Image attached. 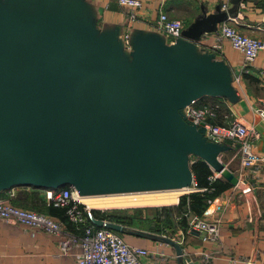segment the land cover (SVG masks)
Here are the masks:
<instances>
[{
	"label": "water",
	"instance_id": "95a60500",
	"mask_svg": "<svg viewBox=\"0 0 264 264\" xmlns=\"http://www.w3.org/2000/svg\"><path fill=\"white\" fill-rule=\"evenodd\" d=\"M226 20L204 14L172 44L137 33L127 51L118 31L99 32L83 15L82 0H0V192L190 186V154L235 186L219 160L228 145L182 114L204 96L236 97L226 64L195 44Z\"/></svg>",
	"mask_w": 264,
	"mask_h": 264
},
{
	"label": "crops",
	"instance_id": "0c3cea01",
	"mask_svg": "<svg viewBox=\"0 0 264 264\" xmlns=\"http://www.w3.org/2000/svg\"><path fill=\"white\" fill-rule=\"evenodd\" d=\"M139 1L141 7L135 12V20L128 16L130 7L121 5L118 0H82L83 15L92 19L99 32L118 31L119 39L125 34L129 39L134 38L139 33L144 36L156 35L166 44H172L173 40L155 27L161 12L180 20L185 29L204 14L207 16L221 10L228 13V18L235 19L232 23L239 31L264 39V0ZM213 43V30L205 32L195 41L198 51L214 52L216 59L223 61L229 69L236 97L233 101L225 97L221 99L228 107L229 116L239 119L254 131L251 150L259 158L257 164L260 166L259 176L249 178L254 187L251 192L242 194L241 185L234 189L230 184L229 189L208 204L202 216L220 220V238L217 243L203 242L195 230L182 229L177 218L175 223L171 221L170 226L161 218L157 229L123 225L121 232H126L122 237L128 244L146 248L155 255L163 253L169 264H200L202 252L210 256L209 262L202 264H253L254 261L264 264V121L257 113V109L264 104V52L259 53L248 72H245L241 52L233 49L227 40L222 41L221 50L214 51L211 48ZM236 77L239 78L238 82L235 81ZM224 143L229 148L219 155L220 161L226 163V168L235 176L241 172L248 174L249 168H240V156L236 153L238 145L230 141ZM20 189L35 191L29 202L43 210L38 212L46 213L45 208L50 203L47 189L29 186ZM15 190L7 191V195L0 197L10 200ZM50 216L62 223L65 233L80 235V225L75 224L73 228L67 221ZM165 238L176 242L181 254ZM61 239V235L32 232L21 224L0 219V264H76L74 255L80 249L72 246L68 253H61ZM158 261L156 256L145 259L146 264H156Z\"/></svg>",
	"mask_w": 264,
	"mask_h": 264
},
{
	"label": "built area",
	"instance_id": "2783aa9c",
	"mask_svg": "<svg viewBox=\"0 0 264 264\" xmlns=\"http://www.w3.org/2000/svg\"><path fill=\"white\" fill-rule=\"evenodd\" d=\"M121 5L129 6V18L136 19V10L141 7L139 0H118ZM226 6L223 8L225 9ZM232 22L234 18H228L217 25L214 31V51L221 50L222 41L227 40L231 47L242 53L244 62L243 70L248 72L250 65L260 52H264V39L249 36L239 31ZM155 27L165 35L174 40L181 36L183 24L178 19H173L161 12L155 23ZM125 50H130L129 37L125 34L121 36ZM238 82L239 78L236 77ZM219 104H197L196 101L182 109V114L187 121L204 128V136L211 141L223 143L230 141L238 145L237 154L240 156L241 169L249 168V173H240L238 182L234 189L241 185V193L251 192L254 183L251 178L259 176L260 166L257 162L259 158L251 150L252 131L245 123L241 122L229 114H223L224 125L214 123L217 117ZM259 117L264 121V104L257 109ZM220 175L213 172L208 179L212 182ZM247 178V179H246ZM250 178V179H249ZM243 184V185H242ZM205 188H198L193 179L191 190L202 191ZM47 199L56 207H65L66 214L70 222L80 225V235L65 233L62 223L50 215L32 209L23 208L12 204L8 197H0V219L7 222H15L28 228L32 232L42 231L45 233L61 235L59 242L61 253L66 254L72 246L80 250L75 253L76 264H146L145 259L156 256L159 260L156 264H169L167 257L160 253L146 248L128 244L125 239L115 230L105 226H97L91 221V210L80 201L78 193L71 187H60L47 190ZM210 203L212 200H207ZM93 215V214H92ZM94 216V215H93ZM186 230L197 231L203 242L217 243L220 238V220L217 218H205L201 215L186 211ZM96 217V216H95ZM98 218V217H96ZM100 219V218H99ZM102 221H109L101 219ZM210 256L208 253H201L199 263H208ZM261 264L260 262H252Z\"/></svg>",
	"mask_w": 264,
	"mask_h": 264
},
{
	"label": "trees",
	"instance_id": "16d2710c",
	"mask_svg": "<svg viewBox=\"0 0 264 264\" xmlns=\"http://www.w3.org/2000/svg\"><path fill=\"white\" fill-rule=\"evenodd\" d=\"M246 76V75H245ZM247 77V76H246ZM197 104L207 103V104H219L220 108L217 112V117L213 120L214 123L224 125V118L223 114H228V107L223 102L221 97H212V96H204L196 101ZM190 168L194 176V181L198 188H205L202 191H195L190 192L187 194H183L179 197L172 205H166L160 207L156 210L155 217L153 216V220L157 224L156 229L159 227V222L161 218L164 219L165 223H168L169 226L171 221L175 223L177 218V223L182 227V229H186V218L184 213L186 211H191L198 215H203L205 209L208 206L207 200H213L215 197H218L222 192L229 189L231 187L230 183L226 181L224 178H216L212 182L208 179L209 176L213 174L212 169L209 165L204 162L201 158H194L193 161L190 163ZM67 187V186H64ZM21 187L15 188L16 193L13 195L10 200L11 203L27 209H34L36 211H40L42 209L37 208L34 204L30 203L29 200L34 197L35 191H26L20 189ZM33 188V187H31ZM34 189V188H33ZM36 189V188H35ZM7 191L0 192V196L7 195ZM177 202V203H176ZM43 211V210H42ZM45 211L49 215H54L59 217L62 221H67L68 224L74 228L75 224L70 222L68 216L66 214L65 207H56L52 203H49ZM92 214L100 219H106L111 222L120 223L121 222H131L132 216H122L119 214H113L112 212H105L99 210H91ZM176 223V224H177Z\"/></svg>",
	"mask_w": 264,
	"mask_h": 264
},
{
	"label": "bare ground",
	"instance_id": "6f19581e",
	"mask_svg": "<svg viewBox=\"0 0 264 264\" xmlns=\"http://www.w3.org/2000/svg\"><path fill=\"white\" fill-rule=\"evenodd\" d=\"M225 171L226 169L223 170V172ZM190 186H181V187L165 188V189H149V190L102 193V194L78 195V197L80 201L83 202L88 208H98L95 206L112 205V204H134V203H148V202L167 203V202L175 201L176 197L181 193L187 191L190 192L191 190ZM152 190H156V191L162 190V191H159V193L161 192V194H159L158 196L155 195L151 196V193L148 194L149 192L147 193V191H152ZM124 192H131V193H127L123 195Z\"/></svg>",
	"mask_w": 264,
	"mask_h": 264
},
{
	"label": "rangeland",
	"instance_id": "374dc122",
	"mask_svg": "<svg viewBox=\"0 0 264 264\" xmlns=\"http://www.w3.org/2000/svg\"><path fill=\"white\" fill-rule=\"evenodd\" d=\"M225 142V141H224ZM223 142V143H224ZM196 158V156H194L193 154L189 155V163H191L193 161V159ZM223 163V162H222ZM226 167V163H223ZM213 171V170H212ZM215 172V171H213ZM218 178H224L221 174L219 175ZM159 191L162 190H152V191H147L148 194L151 193V196H158L159 194H161V192L159 193ZM144 192V191H141ZM127 193H131V192H124V194ZM189 193L184 192L179 194L176 198H178L183 194H187ZM134 194V193H133ZM143 194V193H142ZM146 194V193H145ZM177 200V199H175ZM177 200V202H178ZM176 202V203H177ZM171 203L174 202H148V203H134V204H112V205H100V206H95L98 208H94V210H99V211H105V212H112L113 214H119L122 216H132L131 222H121L122 225H126L127 227H130L131 225L134 227H147V226H151L153 228L157 227V224L155 223V221L153 220V216L155 217L156 214V210H158L160 207L162 206H166V205H172ZM126 231L123 232H118L121 236L125 234ZM128 234V233H127Z\"/></svg>",
	"mask_w": 264,
	"mask_h": 264
}]
</instances>
